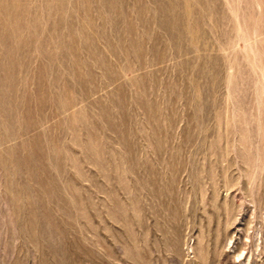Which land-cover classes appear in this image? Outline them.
Listing matches in <instances>:
<instances>
[{
  "label": "rangeland",
  "instance_id": "obj_1",
  "mask_svg": "<svg viewBox=\"0 0 264 264\" xmlns=\"http://www.w3.org/2000/svg\"><path fill=\"white\" fill-rule=\"evenodd\" d=\"M0 264H264V0H0Z\"/></svg>",
  "mask_w": 264,
  "mask_h": 264
}]
</instances>
